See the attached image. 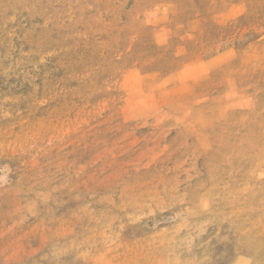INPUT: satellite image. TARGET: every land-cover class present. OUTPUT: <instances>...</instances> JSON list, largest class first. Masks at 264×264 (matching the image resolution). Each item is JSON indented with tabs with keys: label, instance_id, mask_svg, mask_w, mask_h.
Masks as SVG:
<instances>
[{
	"label": "rangeland",
	"instance_id": "1",
	"mask_svg": "<svg viewBox=\"0 0 264 264\" xmlns=\"http://www.w3.org/2000/svg\"><path fill=\"white\" fill-rule=\"evenodd\" d=\"M0 264H264V0H0Z\"/></svg>",
	"mask_w": 264,
	"mask_h": 264
}]
</instances>
